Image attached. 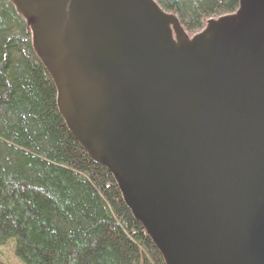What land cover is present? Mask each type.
<instances>
[{
    "label": "water",
    "instance_id": "water-1",
    "mask_svg": "<svg viewBox=\"0 0 264 264\" xmlns=\"http://www.w3.org/2000/svg\"><path fill=\"white\" fill-rule=\"evenodd\" d=\"M7 1L164 263L264 264V0L191 37L155 0Z\"/></svg>",
    "mask_w": 264,
    "mask_h": 264
},
{
    "label": "trees",
    "instance_id": "trees-1",
    "mask_svg": "<svg viewBox=\"0 0 264 264\" xmlns=\"http://www.w3.org/2000/svg\"><path fill=\"white\" fill-rule=\"evenodd\" d=\"M188 35L239 0H155ZM17 264H165L105 167L73 138L23 18L0 0V246Z\"/></svg>",
    "mask_w": 264,
    "mask_h": 264
},
{
    "label": "rangeland",
    "instance_id": "rangeland-1",
    "mask_svg": "<svg viewBox=\"0 0 264 264\" xmlns=\"http://www.w3.org/2000/svg\"><path fill=\"white\" fill-rule=\"evenodd\" d=\"M10 245L0 246V264H17L10 252Z\"/></svg>",
    "mask_w": 264,
    "mask_h": 264
}]
</instances>
